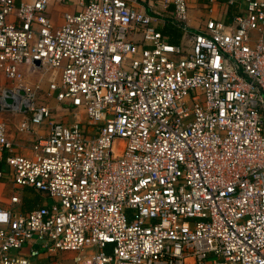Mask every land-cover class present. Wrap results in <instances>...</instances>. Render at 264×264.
I'll return each mask as SVG.
<instances>
[{"label": "built area", "instance_id": "obj_1", "mask_svg": "<svg viewBox=\"0 0 264 264\" xmlns=\"http://www.w3.org/2000/svg\"><path fill=\"white\" fill-rule=\"evenodd\" d=\"M154 1L185 44L138 0H75L58 24L74 0H0V113L48 125L21 155L0 120V179L51 201L0 206V264H264V0L200 32L188 0Z\"/></svg>", "mask_w": 264, "mask_h": 264}, {"label": "crops", "instance_id": "obj_2", "mask_svg": "<svg viewBox=\"0 0 264 264\" xmlns=\"http://www.w3.org/2000/svg\"><path fill=\"white\" fill-rule=\"evenodd\" d=\"M208 1L209 0H188V26L190 30L200 32V29L203 28L204 22L207 19L221 18V20L226 23L233 13L242 11V8L240 7L243 6V3L239 0L232 5H228L226 3L227 0H216L213 5L209 4ZM18 2L19 0H16V3ZM74 4L75 0L74 3L54 7L51 12L53 20L58 24L62 12H74L77 9ZM135 6L137 10L158 18V21L154 22V27L160 33L165 35L170 43H186V34H182L176 24L169 20L170 8L164 11L160 4L156 3L154 0H138ZM135 38L138 39L137 36H135ZM53 117L55 120H60L59 117H56L55 115H53ZM0 120L6 121L8 138L13 144V151L17 154L29 155L31 144L39 138H45L48 134L47 124L34 127L29 133L17 132L16 128L22 120L21 115H14L10 112H3L2 114L1 112ZM2 179L5 180L4 178ZM2 179H0V187H3L4 189H0L1 191L3 190L2 193L4 192V194L0 195L1 207L12 209L19 213H26L39 206L48 204V199L44 195H41L30 188H15L9 179H6L7 181L3 182L1 181ZM8 191H11V196H16L19 199V203L14 205L9 203V199L7 200L6 197ZM46 260L47 259H41L38 261V264L47 263ZM50 261H52V259H50Z\"/></svg>", "mask_w": 264, "mask_h": 264}, {"label": "rangeland", "instance_id": "obj_3", "mask_svg": "<svg viewBox=\"0 0 264 264\" xmlns=\"http://www.w3.org/2000/svg\"><path fill=\"white\" fill-rule=\"evenodd\" d=\"M25 82H27L29 85H34V84H37L39 85V90H38V94H39V97L40 99L43 101L44 100V103L49 107L51 108L52 110V113L53 115H55L56 117H59V119H63L65 120L66 122H70V116L65 114L64 112H62L59 108V105L58 103L53 99V98H49L47 97V95H45V91H46V88H47V85H48V80H47V76L44 75L43 77H41V75H37V76H27L25 77ZM9 85V82L7 80H5L3 77L0 76V89L2 87H6ZM199 101L203 104L204 103V96H200L199 97ZM3 114V113H2ZM6 115V114H5ZM2 182L3 181H7L6 179L5 180H1ZM0 188H3V187H0ZM4 189V188H3ZM1 191V189H0ZM3 191V190H2ZM2 191L0 192V195H3L4 192L2 193ZM5 191V190H4ZM7 191V190H6ZM12 195L11 191H8L6 193V197H7V200L9 199V197ZM51 201L48 199V204L50 203ZM67 255V254H65ZM58 257H60L59 255H56L54 257H52V263L54 261H56L58 259ZM71 255L69 254L68 256H65L64 258H70ZM59 261V260H57ZM46 262H50L49 259L46 260Z\"/></svg>", "mask_w": 264, "mask_h": 264}, {"label": "water", "instance_id": "obj_4", "mask_svg": "<svg viewBox=\"0 0 264 264\" xmlns=\"http://www.w3.org/2000/svg\"><path fill=\"white\" fill-rule=\"evenodd\" d=\"M35 64L37 65V62ZM20 95H23V92H20ZM6 103H10V100L9 99H6Z\"/></svg>", "mask_w": 264, "mask_h": 264}, {"label": "trees", "instance_id": "obj_5", "mask_svg": "<svg viewBox=\"0 0 264 264\" xmlns=\"http://www.w3.org/2000/svg\"><path fill=\"white\" fill-rule=\"evenodd\" d=\"M0 169H2V164L0 163Z\"/></svg>", "mask_w": 264, "mask_h": 264}]
</instances>
